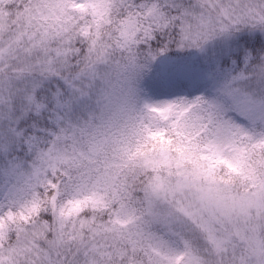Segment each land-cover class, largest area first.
<instances>
[{
    "label": "rangeland",
    "instance_id": "rangeland-1",
    "mask_svg": "<svg viewBox=\"0 0 264 264\" xmlns=\"http://www.w3.org/2000/svg\"><path fill=\"white\" fill-rule=\"evenodd\" d=\"M14 1L19 0H0V7ZM129 1L32 0L29 8L41 20L59 14L73 20L74 9L87 20L81 27L86 35L96 32L100 23L107 24L104 18L111 7L124 8ZM161 1L167 8L186 13L180 20L175 57H162L160 69L150 77L190 76L208 85V97L201 91L193 97L186 93L155 97L143 91L141 96L139 88L146 80L142 71L134 70L126 80L127 89L119 91L105 81L102 87L114 92L111 97L103 90L100 100L87 97L83 104L80 100L78 111L88 106L81 121L88 118L86 126L65 120L47 149L36 152V164L0 183V217H9L10 208L23 202L27 192L34 193L47 171L61 167L65 175L70 169L78 173L76 181L67 179L68 197L55 219V246L35 249L30 236L41 228L17 225L19 239L6 252L0 250L1 261L110 264L103 258L115 254L117 261L112 264H128L125 255L140 251L148 255L150 264H264V156L256 160L257 171L251 166L254 149L264 147V68L248 67L245 56L239 63L232 57L241 52L239 34H258L264 40V0ZM158 8L145 7L140 14L117 20L116 30L97 40L92 52L96 64L103 66L108 60L112 33L117 32L116 48L120 40L124 48L150 40V26L159 22ZM6 16L0 9V34ZM9 49L3 47L0 53V71L7 74L14 70L3 67ZM211 57L227 60V70L235 67L238 72L221 81L208 68L194 76L193 65ZM93 115L97 117L91 119ZM167 127L177 130L175 134L192 149L206 154L208 162L226 164L235 174H244L250 184L232 185L212 170L182 169L170 180L153 177L145 190L146 207L137 211L119 183L120 171L132 160V148L139 145V139L160 135ZM184 158L190 157L183 160L192 163ZM156 162L158 167L161 160ZM95 208L112 212L111 228L81 214Z\"/></svg>",
    "mask_w": 264,
    "mask_h": 264
},
{
    "label": "trees",
    "instance_id": "trees-1",
    "mask_svg": "<svg viewBox=\"0 0 264 264\" xmlns=\"http://www.w3.org/2000/svg\"><path fill=\"white\" fill-rule=\"evenodd\" d=\"M31 1L19 0L0 7L3 12H7L5 28L0 34V53L3 47L10 48L6 54L8 61H5L3 67L14 68L8 74L0 71V183L8 176L12 179L19 172H24L29 165L36 164V152L47 149L65 120L70 118L73 123H78V127L86 126L88 118L83 123L81 121L85 118L88 106L78 111L80 100L82 104L87 97L89 101L95 98L100 100L103 90H106L107 98L111 97L114 92L102 87L105 81L119 91L123 87L127 89L128 75L132 76L136 70L142 71L146 80L139 88L141 96L143 91L155 97L175 93H186L188 97H193L201 91L204 97H208V85L190 76L179 75L163 79L157 74L156 77H150L160 69L162 57H175V41L181 33L180 20L186 13L184 6L181 11L167 8L161 0H131L124 8L111 7L104 18L107 24L100 23L96 32L85 35L81 32V27L87 25V20L80 17L74 9H71L73 20L65 19L63 14H59V17L49 15L41 20L33 16L32 9L29 8ZM145 7H159V22L150 26V40L146 39L145 43L138 45L132 43L130 48H124L120 40L116 48L114 41L118 39L117 32L112 33L111 48L107 49L108 60L103 66L96 64L98 62L93 59L92 52L97 40L106 38L107 33L117 28V20H124L129 14L142 13ZM90 30L95 31L94 28ZM237 41L241 52L232 54L233 60H238L239 63L241 56H245L248 67L256 70L264 68V40L258 34H239ZM227 64V60L206 58L193 65L192 73L195 76L208 68L216 80H229L238 71L233 67L229 72ZM5 84L7 87L3 89ZM71 107L75 110L70 114ZM96 117L93 115L90 118ZM176 131L167 127L166 132L160 135L155 133L143 140L139 139V145L132 148V160L129 158L120 171L122 175L119 183L124 186L129 203L137 211L142 212L146 207L145 190L155 180L153 177L170 180L182 169L196 168L201 172L212 170L232 185L240 184L244 187L250 184L244 174H235L236 171L226 164L208 162L206 154L185 144L175 134ZM186 156L193 160L184 159L192 163L186 164L183 160ZM262 156L264 147L259 145L254 149L251 162L256 171L260 167L256 160ZM157 159L161 160L158 167L154 166L158 164ZM60 169L61 167L44 173L34 193L27 192L25 201L11 207L12 214L9 217L1 215L0 250L6 252L16 244L19 239L17 225H35L41 228V232H33L30 236V243L35 249L44 251L55 246V219L60 204L68 197L67 179L76 181L78 177L76 171L70 169L69 174L65 175ZM81 214L105 223L108 228L113 226L112 212L109 210L87 209ZM125 256L131 262L128 264H150L148 255L140 251ZM103 260L112 264L117 261V256L107 255ZM22 263V259L10 258L5 262L0 260V264Z\"/></svg>",
    "mask_w": 264,
    "mask_h": 264
}]
</instances>
